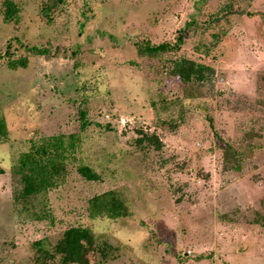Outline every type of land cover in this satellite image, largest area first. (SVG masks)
Segmentation results:
<instances>
[{"label": "rangeland", "instance_id": "1", "mask_svg": "<svg viewBox=\"0 0 264 264\" xmlns=\"http://www.w3.org/2000/svg\"><path fill=\"white\" fill-rule=\"evenodd\" d=\"M162 43L179 47L144 53ZM183 60L209 83L184 93ZM177 96L182 117L162 111ZM0 118V264H61L35 244L82 223L96 253L72 264H264V0H0ZM82 133L63 185L23 199L28 142ZM111 190L132 216L89 220Z\"/></svg>", "mask_w": 264, "mask_h": 264}, {"label": "trees", "instance_id": "2", "mask_svg": "<svg viewBox=\"0 0 264 264\" xmlns=\"http://www.w3.org/2000/svg\"><path fill=\"white\" fill-rule=\"evenodd\" d=\"M179 42L181 40H178ZM178 47L177 43L174 45L162 43L156 46L146 44L143 50L146 55L157 56L164 51H169L172 48L177 49ZM27 49L28 52H38L34 47H28ZM170 72L171 75L179 77L185 88L184 93L192 91L190 85L203 88L209 83L214 74V70L209 66L195 64L188 60L175 62ZM87 88L89 90L94 89L91 85L83 83L81 90L84 91ZM181 101L178 96L163 99L162 111L166 112L171 110V108H178V114L182 117L184 115V107ZM84 126L82 129H85ZM6 132V123L0 118V138L6 136ZM218 139L222 141L219 137ZM83 141V133L70 134L68 136L50 135L40 137L37 140L31 139L28 142L27 150L18 155L11 167V171L21 179L23 184L21 197L28 199L36 194L44 193L45 199H49L50 194L63 185L65 169L71 166L72 160L82 151ZM147 141L154 143L156 146L159 145L155 136L148 138ZM227 147V150L233 152L231 146ZM118 154L120 153L112 152L110 154L111 159L114 161L119 160L121 154L120 156ZM79 164H81L78 166L79 172L87 175V179L91 180L97 177L95 172L84 166L81 161ZM105 164L108 167L107 161H105ZM131 208V200L120 194L119 191L111 190L92 197L88 201L87 211L89 220L108 219L119 222L122 218L132 216ZM97 236L99 235L93 231L89 223H82L66 229L56 244L50 245L47 240L42 239L35 244V247L42 258L54 259L55 256H58L61 264H72L76 262L75 246L84 245L83 247L86 249H90L93 246L95 249Z\"/></svg>", "mask_w": 264, "mask_h": 264}]
</instances>
